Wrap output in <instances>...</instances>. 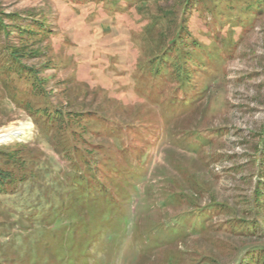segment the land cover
Returning a JSON list of instances; mask_svg holds the SVG:
<instances>
[{"label":"rangeland","instance_id":"374dc122","mask_svg":"<svg viewBox=\"0 0 264 264\" xmlns=\"http://www.w3.org/2000/svg\"><path fill=\"white\" fill-rule=\"evenodd\" d=\"M22 125L0 264H264V0H0Z\"/></svg>","mask_w":264,"mask_h":264},{"label":"bare ground","instance_id":"6f19581e","mask_svg":"<svg viewBox=\"0 0 264 264\" xmlns=\"http://www.w3.org/2000/svg\"><path fill=\"white\" fill-rule=\"evenodd\" d=\"M28 128L24 125L21 127L10 126L0 131V143L9 141L13 138H17L20 134L25 133V129Z\"/></svg>","mask_w":264,"mask_h":264},{"label":"trees","instance_id":"16d2710c","mask_svg":"<svg viewBox=\"0 0 264 264\" xmlns=\"http://www.w3.org/2000/svg\"><path fill=\"white\" fill-rule=\"evenodd\" d=\"M49 114H52V116L50 117V118H47V120H46V123L48 124V122H49V120H51V119H55V118H53V114L54 113H52V112H49ZM57 120V119H56ZM58 121V123H60V121L59 120H57ZM0 174L1 175H5V177H7V179H9V182H10V180H11V176L10 175H6L5 173H3L2 171H0ZM1 189V188H0ZM3 190V189H2ZM249 225H252V224H249ZM251 253V252H250Z\"/></svg>","mask_w":264,"mask_h":264}]
</instances>
